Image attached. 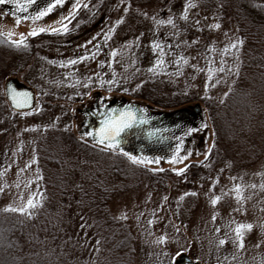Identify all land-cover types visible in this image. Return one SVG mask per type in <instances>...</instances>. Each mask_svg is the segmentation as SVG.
<instances>
[{"label": "rangeland", "instance_id": "374dc122", "mask_svg": "<svg viewBox=\"0 0 264 264\" xmlns=\"http://www.w3.org/2000/svg\"><path fill=\"white\" fill-rule=\"evenodd\" d=\"M49 2L50 0H37L36 4L23 13L17 10L14 3L0 4V32L12 31L13 39H19L21 34L27 40L35 39L34 45L39 47L40 58L46 63L44 66L41 64L39 69L37 67L17 71L18 68H10L8 76L5 75L0 81V94L6 104L4 115H0V123L7 125L0 130V150L9 147L8 161L0 167V188L3 189L0 192V205L3 207L23 206L30 197L35 196L36 200L40 197L42 189L38 160L41 152L37 150L36 143L41 139H44V143L50 141L53 137L49 134L50 127L56 123H61L63 129L69 131L65 135L67 140L76 142L72 136L77 137L80 134V118L76 115L75 107L89 104L97 90L103 96L118 95L120 90L133 91L146 78L160 76L168 79L171 91H181L201 98L207 96L222 99L235 82L237 65L239 69L241 66L242 47L238 50L229 47L228 52H224L237 38L240 39L235 20L231 17L223 18L216 10L200 5V0H191L196 7L188 10L186 21L181 17L188 0H152L141 4H129L128 0H81L89 7H82L75 19H71L67 34L45 32L38 36H28L33 28L59 27L55 22L67 16L75 2L66 0L63 6L56 7L52 13L40 20L33 22L29 19L23 20L18 26L15 24L17 18L25 15L31 17ZM142 13H147V16ZM154 16L157 20H166L171 16L176 27L168 24L157 27L152 19ZM121 18L124 23L116 25V21ZM197 20L200 21L198 25L195 23ZM217 23L221 26L219 29L211 27ZM111 27H115V32L111 39L106 40L105 34ZM89 40H92V44H87V48L81 47ZM153 41L172 45L171 48H164L166 63L159 74L148 71L160 57V50L152 47ZM116 50L119 54L113 59L111 52ZM2 51L0 49V59L7 58L10 52H4V55ZM92 53L96 54L95 59L76 65L60 66V61L66 63L69 59L86 54L90 56ZM180 55L188 59L187 65L174 63ZM102 61L103 67L100 66ZM178 68L182 70V75H175ZM209 68H224L225 71H214L210 80ZM113 72L116 73L117 83L111 86L107 83L101 85L100 80L113 79ZM10 77H17L36 89L37 106L32 111L25 112L27 115L19 112L16 114L9 107L5 82ZM88 77H91L90 83ZM77 80L80 83L77 84ZM85 84L89 86L85 87ZM47 102H51V105ZM194 103L196 102L190 104ZM203 104L204 102L201 103L203 109H206ZM55 106L57 109L52 111L51 108ZM66 108L71 114L75 113L67 122L64 116L62 119L59 116L64 114L62 111ZM205 123L208 127L202 128ZM202 125L197 127L201 129L199 132L185 136L184 141L187 144L181 155H185L186 151L192 152L186 161L170 164L169 159H161L163 164L148 166L153 169L163 168L168 172L173 168L189 166L193 162H204L213 142L214 131L212 123L206 117ZM78 145L80 146L79 143ZM34 159L37 162L32 163ZM29 164L31 166L27 167ZM205 165L208 166H204L190 178L193 183H184L189 180L188 174L182 178L172 171L173 175L166 174L169 180L162 183L165 186L156 184L161 178L155 181L138 180L135 182V189L131 188L112 200V212L118 217L127 215L124 220L131 225L135 245L138 249H143L144 255L139 254L135 264H170L173 258L176 260L175 254L178 251L190 254L194 260L203 264H262L264 189L259 186L264 183V159H255L247 166H240L241 168H236L237 164L233 163L232 169L230 164L223 166L216 161ZM154 173V176H159V172ZM236 184H255L257 187H246L243 194L248 199L240 202L233 191ZM186 192H196L198 195L187 196L184 207L178 211L179 198ZM165 196L167 201L163 199ZM215 196H221V200L212 205L211 199ZM237 208L240 211H234ZM213 215L216 216L215 220L212 219ZM149 221L154 223L150 224ZM240 223L254 225L245 235L243 249L232 243L235 238L233 229ZM176 227L180 228L179 233L176 232ZM217 228L220 229L219 232L216 231ZM164 234L168 236L166 243H154ZM226 236L229 238L228 242L219 245V240Z\"/></svg>", "mask_w": 264, "mask_h": 264}, {"label": "trees", "instance_id": "16d2710c", "mask_svg": "<svg viewBox=\"0 0 264 264\" xmlns=\"http://www.w3.org/2000/svg\"><path fill=\"white\" fill-rule=\"evenodd\" d=\"M151 1L128 0V3ZM200 1V5L216 10L223 18L234 19L240 39L244 40L240 69L224 98L208 99L171 91L168 79L160 76L144 79L133 91L120 90L118 95H105L138 100L152 111L204 102L205 117L214 131L211 152L204 162L189 165L185 173L189 180L185 184L193 183L190 178L211 161L223 166L230 164L232 169L233 163L241 168L255 159H264V0ZM34 42L35 39L27 40L28 48H17L0 36L1 53L10 52L7 58L0 59V81L8 76L10 68L24 71L46 64ZM5 108L0 94V115H4ZM79 108L75 107L76 115ZM56 109V106L51 108ZM62 112L64 114L59 116L61 119L64 116L66 122L75 116L67 108ZM6 127V123H0V130ZM50 128L52 139L36 143L41 152L39 177H43L39 178L42 190L37 200L42 194L43 206L27 217L4 213L5 207L0 205V264H135V260L144 255L143 249L136 247L131 225L118 219L110 204L127 190L135 189L138 180L161 178L156 184L167 183L166 174L173 175L172 171L154 176L150 166L135 165L123 155L102 152L93 147L88 138L87 143L80 140L81 134L73 135L76 142L69 139L70 142L65 136L69 131L63 129L61 123ZM181 137L185 139V134ZM8 151L9 147L0 150V167L8 161ZM185 200L187 196L180 200L178 211L184 207Z\"/></svg>", "mask_w": 264, "mask_h": 264}, {"label": "snow or ice", "instance_id": "6c2138e0", "mask_svg": "<svg viewBox=\"0 0 264 264\" xmlns=\"http://www.w3.org/2000/svg\"><path fill=\"white\" fill-rule=\"evenodd\" d=\"M3 3H14L17 6V10L19 12L23 13V12H26L29 7L36 4L37 0H0V4H3ZM65 3H66V0H50V2L45 4L42 8H40L35 13V15H33L31 17L26 16V15L21 16V17L16 19L15 24L18 26L23 20H29V19H31L33 22L40 20V19L48 16L50 13H52L56 7L63 6ZM82 7L88 8L89 5L86 3H82L81 0H75V2L72 4V10L68 13V15L61 17L60 20L55 22L57 25H59V27L48 26V27L33 28L28 33V36H38L39 34L45 33V32H51L53 34H58V33L67 34L70 30L69 29V23L71 22V19H75L76 14L79 12V10ZM195 7H196V4L192 3L191 0H188V3L185 5L184 12H183V15L181 18L185 21L188 20V10L190 8H195ZM125 11H127V9H125ZM142 14L147 16V13H142ZM152 19L156 22L157 27H159L160 25H164V24L171 25L173 28L176 27L175 21L171 16H169L166 20L165 19L157 20L155 16L152 17ZM65 21H68V23H65ZM122 23H124L123 18L116 21V25H120ZM195 23L198 25L200 23V21L197 20V21H195ZM211 27L219 29L221 26H220V24L217 23V24L211 25ZM114 32H115V27L109 28L108 33L105 34V39L106 40L111 39L112 34ZM0 36L6 37L7 41L11 45L16 46L17 48H20V47L28 48L29 47V45L27 43V37L24 34H21L19 39H13L14 33L12 31H8L6 33L0 32ZM93 39H95V37ZM87 44H92V40L87 41V43L85 45H81V47L87 48ZM243 44H244V40L237 38V40L235 42L231 43L228 47H226L224 49V52L227 53L229 47L232 49L238 50L239 47L243 46ZM152 47H153V49H159L160 50V57L156 60L153 67L148 69V71L153 73V74H159L160 72L163 71V66L166 63V61L164 59V56L166 55V53L164 52V48L165 47L171 48L172 45H164L160 42L153 41ZM177 47H178V45H177ZM118 54H119L118 50L111 52V56L113 57V59H115V57ZM95 55H96L95 53H92V55H90V56L87 54L81 55V56H78L76 59L67 60L66 63L64 61H60L59 63H60L61 67L76 65L77 63H80V62H83V61H86L89 59H95ZM188 62H189L188 59L186 57H184L183 55H180L178 58H176L174 60V63L176 65H181V63H183L184 65H187ZM52 63H56V61H52ZM103 63L104 62L102 61L100 64L101 67H103ZM193 67H195V65H193ZM238 69H239V66L237 65V72H238ZM208 71L210 73L209 79L211 80V78H212L211 74L214 71L224 72L225 69L224 68H219V69L209 68ZM182 74H183L182 70L180 68H178L175 75H182ZM96 75H97V79H99V73H97ZM169 75H172V74H169ZM115 76H116V73L113 72V79L108 80V81L100 80L101 85H103L104 83H107L109 86L116 84L117 81L115 79ZM87 80L90 83L91 77H88ZM76 83L78 84V83H80V81L77 80ZM84 86L88 87L89 85L85 84ZM137 87H140V86L138 85ZM109 90H111V87H109ZM127 90L128 89H125V91H127ZM88 94L90 95V93H88ZM225 95H227V94H225ZM10 96H11L12 102L15 104L16 107L26 106L31 99V96L29 93H27V92L20 93V92H17L15 89L10 90ZM206 98L211 99V97H207V96H206ZM102 107H104L106 109V111L99 112V109L97 110L98 114L102 117V119L100 121L99 128H96V129H93L92 131L83 133L79 137L80 140L87 143L88 142L87 138L91 137L93 147H98L99 150L102 152H112L114 154L123 155V156L127 157V159L132 164H135V165L147 166V165L152 164V163H156V164L160 163V160L163 159V157H149V156H145V155H134L131 152L125 151L124 147H123V145L127 142L126 141V134L127 133H129L133 129L140 128L141 126L148 125L150 123V119L147 117L146 110L134 108L131 105H128V106L123 107V108H111V109H109L106 104H103ZM25 115H27V113H25ZM57 119H59V118H57ZM207 127H208V125L206 123L202 125V128H207ZM200 130L201 129L190 128L185 132V136L191 135L193 132H199ZM160 131L161 130L158 128L157 129H150L147 132V135L149 137H151L154 134L159 133ZM176 139H177L178 143H177L175 149L173 150L171 157L168 160V162L170 164L182 163L183 161H186L192 155L191 151H186L185 155H181V152L185 151L184 150V139H183V137H177ZM208 152L210 154L211 149H209ZM35 162H37L36 159H34L32 161V163H35ZM30 166H31V164L27 165V167H30ZM205 166L207 167L208 165H205ZM188 167H189L188 165H185L184 167L179 168V169L173 168L172 171L176 172L177 175L183 176L186 173ZM6 171H7V169H5V172ZM21 171H23V169ZM152 171L164 172L165 169L155 168V169H152ZM39 178L42 179L43 177L41 176ZM17 187H19V185H17ZM246 187L256 188L257 185L253 184L250 186H245L242 184H236L234 186L233 191L235 192V196H236L237 201L243 202L246 199H248V197H245L243 194ZM259 187L261 189H264V183H262ZM2 191H3V189L0 188V192H2ZM197 195L198 194L196 192H190V193L186 192L179 199L183 200L185 196H197ZM43 199H44V197L42 194H41L40 200H36L35 196H32L27 200L26 204H24L23 206L14 207L12 205H8L2 211L4 213H19L21 215L31 217L34 214L35 209L43 206V203H42ZM163 199L165 201H167L168 198L165 196ZM220 200H221V196H215L214 198L211 199V203H212V205H216L220 202ZM262 210H264V209H262ZM234 211L238 212V211H240V209L237 208ZM245 211H246V209H245ZM118 219H127V215L122 214L120 217H118ZM212 219L215 220L216 216L213 215ZM149 223L150 224L154 223V221H149ZM233 223H234V221H233ZM82 227H83V225H82ZM253 227H254V225L252 223L237 224L236 227L233 229V232L235 234V238L232 239V243L234 245H236L239 249H243L245 247V243H244L245 235H246V233L250 232L253 229ZM261 227L264 228V225H262ZM175 230L177 233L180 232L179 227H176ZM216 231L219 232L220 229L217 228ZM228 239L229 238L227 236L224 239H220L219 245L226 244L228 242ZM167 241H168V236H167V234H164V235H161L160 237H158L154 241V243L164 244ZM257 246H259V245H257ZM165 255H167V253H165ZM180 255H181V253L179 251L175 254V256H177V257ZM170 264H175L174 258L170 261ZM262 264H264V261H262Z\"/></svg>", "mask_w": 264, "mask_h": 264}, {"label": "water", "instance_id": "95a60500", "mask_svg": "<svg viewBox=\"0 0 264 264\" xmlns=\"http://www.w3.org/2000/svg\"><path fill=\"white\" fill-rule=\"evenodd\" d=\"M15 89L17 92L30 94L31 99L24 107H16L11 100L10 90ZM5 95L10 108L19 113L32 111L37 106L36 90L22 82L17 77H10L5 82ZM106 104L109 109L123 108L128 105L141 110H146L147 117L150 119L148 125L133 129L126 134V143L123 145L124 150L134 155H145L149 157H163L168 160L178 141L177 137H181L185 132L192 128L198 127L205 120V113L201 103L177 108L174 110H149L142 102L138 100L128 99L125 97H114L109 99L103 97L100 91L94 93V99L87 105L80 107L79 110V132L82 135L85 132L99 128L102 117L98 114L106 109L102 107ZM160 129L161 131L149 137L147 132L150 129ZM92 141L91 137H88ZM162 159V160H163ZM156 164V163H152ZM175 264H200L193 260L187 253H182L175 260Z\"/></svg>", "mask_w": 264, "mask_h": 264}]
</instances>
